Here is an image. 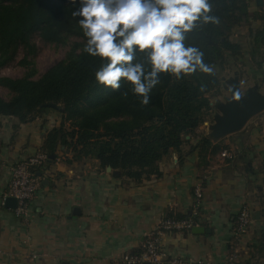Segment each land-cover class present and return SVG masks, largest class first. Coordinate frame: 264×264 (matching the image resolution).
Instances as JSON below:
<instances>
[{"label":"crops","instance_id":"crops-1","mask_svg":"<svg viewBox=\"0 0 264 264\" xmlns=\"http://www.w3.org/2000/svg\"><path fill=\"white\" fill-rule=\"evenodd\" d=\"M59 120L54 113L26 123L0 116V264H123L119 258L140 251L162 218L193 212L198 184L203 199L197 226L206 230L164 233L166 263L190 257L224 264L238 250L246 263L264 264V115L219 140L224 148L202 161L193 146L209 131L207 117L185 136L180 151L162 158L161 175L141 181L117 175L95 158L76 159L59 144L55 159L39 172L28 217L21 219L3 203L11 166L41 151ZM224 149L235 156L224 158ZM244 207L252 222L236 241L234 224Z\"/></svg>","mask_w":264,"mask_h":264},{"label":"trees","instance_id":"trees-1","mask_svg":"<svg viewBox=\"0 0 264 264\" xmlns=\"http://www.w3.org/2000/svg\"><path fill=\"white\" fill-rule=\"evenodd\" d=\"M210 2L211 14L220 23L199 26L188 34L186 44L204 53V62L215 68L214 75L198 72L177 81L162 73L161 83L150 95V104L142 107L130 91L126 99L121 97L128 85L122 83L114 92L96 83L95 71L104 61L83 52L84 41L39 78H33L34 68L20 78L0 77V85L13 93L10 99L0 96V116L26 123L49 110L57 111L61 123L47 133L41 149L48 156L56 154L57 146L62 144L72 150L74 158H95L101 167L110 165L136 181L161 175L162 158L173 150L180 151L185 136L195 133L209 116L213 108L211 94L221 85L217 67L224 66L226 51L240 49L228 34L250 16V0ZM78 7L79 0L76 5L71 0H0V67L14 59L20 45L32 48L34 35L56 44H65L71 36L83 37L77 24L79 17L72 16ZM261 17L264 20V12ZM254 41L255 55L256 48L264 43V26L254 33ZM137 59L143 60L144 56L138 53ZM24 62L32 64L27 59ZM223 148L205 134L193 146L202 161L209 151L217 153ZM34 171L38 175L43 168ZM176 217L198 220L199 214Z\"/></svg>","mask_w":264,"mask_h":264},{"label":"clouds","instance_id":"clouds-1","mask_svg":"<svg viewBox=\"0 0 264 264\" xmlns=\"http://www.w3.org/2000/svg\"><path fill=\"white\" fill-rule=\"evenodd\" d=\"M212 11L210 0H79L72 16L79 17L83 52L104 61L95 71L96 83L114 92L126 84L121 97L126 99L130 91L146 107L162 73L177 81L198 72L215 74L204 53L186 44L199 26L220 23Z\"/></svg>","mask_w":264,"mask_h":264},{"label":"rangeland","instance_id":"rangeland-1","mask_svg":"<svg viewBox=\"0 0 264 264\" xmlns=\"http://www.w3.org/2000/svg\"><path fill=\"white\" fill-rule=\"evenodd\" d=\"M263 12L264 0H250L249 18L234 26L228 34V38L231 41L240 44V49L236 52L226 51L224 66L222 68L220 66L217 67L221 78V85L211 94L213 108L208 116L211 120L217 111L216 103L226 100L228 96V92L224 86L230 77L236 74L240 76L241 87L244 92L255 84H258L260 91L264 92V43L262 46L256 48L255 55L252 54V50L256 47L254 33L264 26V20L261 17ZM84 41L82 36L75 35L71 36L65 44H56L45 42L40 36L34 35L31 40L32 48L20 45L16 49L14 59L10 63L0 67V77L20 78L34 68L36 72L33 78H39L51 66L64 60L77 43L83 44ZM80 48L81 46L77 48V51ZM25 59L32 62V64L28 65L24 62ZM0 96L4 99H10L13 93L7 87L0 85ZM47 113H54V115L59 117L61 123L62 118L57 111L49 110L45 112V114ZM262 115H264V110L253 116L248 122ZM66 125H69V123H66Z\"/></svg>","mask_w":264,"mask_h":264},{"label":"built area","instance_id":"built-area-1","mask_svg":"<svg viewBox=\"0 0 264 264\" xmlns=\"http://www.w3.org/2000/svg\"><path fill=\"white\" fill-rule=\"evenodd\" d=\"M221 155L226 159L235 156L232 149H224ZM49 156L44 151H39L29 158L15 163L11 166V179L9 188L4 194L3 203L7 197H15L17 199L16 207L12 208L14 214L26 219L30 213V203L34 198L36 191L40 185V177L35 173L36 167H42L46 171ZM203 199V189L201 184L195 187V206L193 213H200L201 202ZM252 222L251 212L244 207L237 215L233 237L237 241L247 232ZM197 220L192 217H164L156 227L147 235L143 248L138 252H126L119 261L123 264H213L211 260L190 257H173L166 263L160 248L161 237L166 232L173 231H189L197 226ZM224 264H260L258 261L246 263L238 250H232Z\"/></svg>","mask_w":264,"mask_h":264},{"label":"water","instance_id":"water-1","mask_svg":"<svg viewBox=\"0 0 264 264\" xmlns=\"http://www.w3.org/2000/svg\"><path fill=\"white\" fill-rule=\"evenodd\" d=\"M228 92L226 100L216 103L217 111L214 113L212 122L208 127L207 136L213 141L218 142L229 134L240 131L245 127L247 122L258 113L264 110V92L260 91L259 85L255 84L246 92L241 87L240 76L236 74L227 80L224 86ZM239 96V99L235 98ZM213 105V102H211ZM56 106L55 104H50ZM56 154L49 155V161L55 159ZM107 170L111 171L112 167L107 166ZM121 175L120 171L115 172ZM40 176V173H38ZM17 205L15 197H7L5 199V206L14 208ZM194 232H203L206 229L203 226H194Z\"/></svg>","mask_w":264,"mask_h":264}]
</instances>
